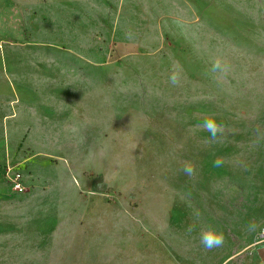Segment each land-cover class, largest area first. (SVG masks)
I'll return each instance as SVG.
<instances>
[{"label":"rangeland","instance_id":"rangeland-1","mask_svg":"<svg viewBox=\"0 0 264 264\" xmlns=\"http://www.w3.org/2000/svg\"><path fill=\"white\" fill-rule=\"evenodd\" d=\"M107 3L104 16H95L99 58L93 63L112 79L100 87L109 93L110 110L98 119L94 114L93 123L52 130L61 153L54 167L78 169L79 200L161 201L179 212L183 200L216 201L223 211L232 206L241 213L258 207L264 200V0ZM13 4L0 0V59L7 46L30 38L22 16L12 15L19 8ZM218 59L226 72L210 70ZM209 117L223 125L214 141L201 127ZM215 157L223 158L219 168L212 167ZM189 161L192 177L181 171ZM19 258L0 241V264H21Z\"/></svg>","mask_w":264,"mask_h":264},{"label":"crops","instance_id":"crops-1","mask_svg":"<svg viewBox=\"0 0 264 264\" xmlns=\"http://www.w3.org/2000/svg\"><path fill=\"white\" fill-rule=\"evenodd\" d=\"M10 1L19 7L12 15L22 16L30 37L7 46L0 59V164L33 151L26 192L13 194L0 175V241L21 257L17 261L264 264V240L245 231L250 222L264 221V200L241 213L232 206L223 211L211 200H183L179 212L161 201L77 198L79 171L54 167L61 153L52 130L59 123H93L94 114L98 119L110 110L109 93L100 87L112 79L93 63L99 58L95 16H104L101 5L108 0ZM209 226L225 237L224 245L211 251L199 239Z\"/></svg>","mask_w":264,"mask_h":264},{"label":"clouds","instance_id":"clouds-1","mask_svg":"<svg viewBox=\"0 0 264 264\" xmlns=\"http://www.w3.org/2000/svg\"><path fill=\"white\" fill-rule=\"evenodd\" d=\"M212 72L217 71H227V66L222 65L221 61L218 59L212 63V67L210 69ZM170 82L175 85L178 83V76L174 73L170 77ZM201 127L206 130L209 133V139L214 141L217 139V136L219 133L223 131V125L218 123L217 120L214 117H209L205 119ZM84 140V137L81 136L79 138V142L82 143ZM212 167L213 168H219L223 164V158L222 157H215L212 160ZM181 171L188 177H192L195 175L196 169L192 162H186L183 167L181 168ZM264 221H261L259 223L257 222H250L246 227V235L248 234H257V236H264ZM193 230L192 225H189L187 228L188 232H191ZM200 244L203 246L205 250L211 251L215 248L222 247L225 243V237L221 231H218L215 227L209 226L208 228L204 229L200 233Z\"/></svg>","mask_w":264,"mask_h":264},{"label":"built area","instance_id":"built-area-1","mask_svg":"<svg viewBox=\"0 0 264 264\" xmlns=\"http://www.w3.org/2000/svg\"><path fill=\"white\" fill-rule=\"evenodd\" d=\"M26 158L22 162H10L0 170V175L3 176L10 185L13 194L24 193L27 191L25 182L26 161L33 155L29 150L25 151ZM264 240V236H260Z\"/></svg>","mask_w":264,"mask_h":264}]
</instances>
